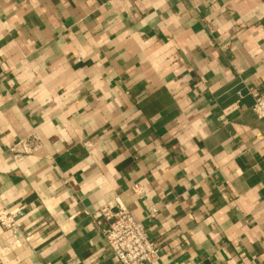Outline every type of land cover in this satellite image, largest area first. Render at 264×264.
Returning a JSON list of instances; mask_svg holds the SVG:
<instances>
[{"label":"crops","instance_id":"1","mask_svg":"<svg viewBox=\"0 0 264 264\" xmlns=\"http://www.w3.org/2000/svg\"><path fill=\"white\" fill-rule=\"evenodd\" d=\"M263 91L264 0H0V264H264Z\"/></svg>","mask_w":264,"mask_h":264},{"label":"built area","instance_id":"2","mask_svg":"<svg viewBox=\"0 0 264 264\" xmlns=\"http://www.w3.org/2000/svg\"><path fill=\"white\" fill-rule=\"evenodd\" d=\"M253 110L264 120V91L256 100ZM36 139L33 137L31 140L18 142L15 147L21 148L23 152H30L38 146ZM20 216H23L21 209L3 208L0 210V225L5 230L16 233L21 226ZM95 217L98 218V224L102 225V233L121 264L152 263L159 258L160 248L149 237L144 223L126 208L113 211L110 207H104Z\"/></svg>","mask_w":264,"mask_h":264}]
</instances>
